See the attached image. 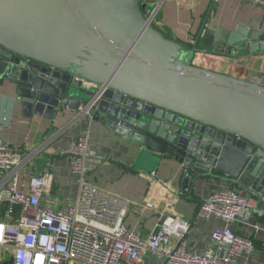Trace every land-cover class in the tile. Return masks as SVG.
Returning a JSON list of instances; mask_svg holds the SVG:
<instances>
[{"label":"water","instance_id":"water-1","mask_svg":"<svg viewBox=\"0 0 264 264\" xmlns=\"http://www.w3.org/2000/svg\"><path fill=\"white\" fill-rule=\"evenodd\" d=\"M155 1L0 0V86L26 117L84 112L77 120L172 158L190 187L220 180L261 212L264 85L194 65L197 47L166 37L147 14ZM199 39L218 54L264 53L258 20Z\"/></svg>","mask_w":264,"mask_h":264},{"label":"crops","instance_id":"crops-1","mask_svg":"<svg viewBox=\"0 0 264 264\" xmlns=\"http://www.w3.org/2000/svg\"><path fill=\"white\" fill-rule=\"evenodd\" d=\"M152 9L153 2L147 3L148 15ZM256 20L261 22L264 32V7L247 0H166L153 23L166 37L188 50L197 47L194 65L264 85V53L218 54L199 39L206 28L234 30L239 24L249 26ZM83 134L89 135L100 155L93 160V168L87 174L88 182L127 199L130 210L126 224L143 236L154 230L159 215L155 210L146 209L140 216L135 203L150 202L162 210L165 200L175 197L172 212L192 220L198 215L201 201L214 190L227 187L239 190L210 177L190 187V180H187L190 177L186 179L184 168L172 158L124 140L89 116L78 120L76 113L56 115L54 119L26 117L22 106L15 102L9 85L0 86V138L24 155L21 165L13 171L23 191H29L32 176L51 170L53 189L44 202L55 207L75 203L79 178L71 171L68 156L60 151ZM152 172L157 177L155 182ZM262 212L264 205L261 212L255 211L249 220L235 226L238 233L252 237L255 243L252 252L235 258L238 264H264ZM223 225L221 219L197 216L188 239L198 251L204 252L213 247L210 238L213 228Z\"/></svg>","mask_w":264,"mask_h":264},{"label":"built area","instance_id":"built-area-1","mask_svg":"<svg viewBox=\"0 0 264 264\" xmlns=\"http://www.w3.org/2000/svg\"><path fill=\"white\" fill-rule=\"evenodd\" d=\"M247 1L264 7V0ZM165 2H153L152 22ZM60 153L79 178V192L75 203L55 207L44 202L52 193V171L32 176L29 191H23L13 171L24 155L0 138V264H238L237 256L255 249L253 238L235 227L255 214L253 195L227 187L201 201L200 217L224 222L211 231L213 247L201 252L188 239L189 220L172 212L175 197L166 199L162 210L150 202L134 204L140 216L146 209L159 215L148 235L127 226L129 201L87 180L100 156L88 134L72 139ZM151 175L157 181L155 172Z\"/></svg>","mask_w":264,"mask_h":264},{"label":"trees","instance_id":"trees-1","mask_svg":"<svg viewBox=\"0 0 264 264\" xmlns=\"http://www.w3.org/2000/svg\"><path fill=\"white\" fill-rule=\"evenodd\" d=\"M261 219H264V217H261Z\"/></svg>","mask_w":264,"mask_h":264},{"label":"rangeland","instance_id":"rangeland-1","mask_svg":"<svg viewBox=\"0 0 264 264\" xmlns=\"http://www.w3.org/2000/svg\"><path fill=\"white\" fill-rule=\"evenodd\" d=\"M234 188H236V187H234Z\"/></svg>","mask_w":264,"mask_h":264}]
</instances>
